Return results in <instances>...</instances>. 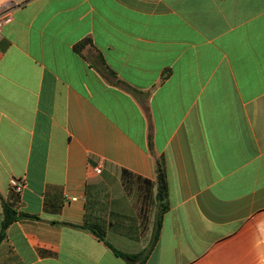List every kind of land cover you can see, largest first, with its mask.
Wrapping results in <instances>:
<instances>
[{
    "label": "crops",
    "instance_id": "0c3cea01",
    "mask_svg": "<svg viewBox=\"0 0 264 264\" xmlns=\"http://www.w3.org/2000/svg\"><path fill=\"white\" fill-rule=\"evenodd\" d=\"M3 9L0 264H264V0Z\"/></svg>",
    "mask_w": 264,
    "mask_h": 264
},
{
    "label": "trees",
    "instance_id": "16d2710c",
    "mask_svg": "<svg viewBox=\"0 0 264 264\" xmlns=\"http://www.w3.org/2000/svg\"><path fill=\"white\" fill-rule=\"evenodd\" d=\"M155 170H156V178H157V218H156V233H158V228L160 226L161 217L163 212H165L168 208L167 205V185H166V178H165V170H164V164L162 159L156 160L155 162ZM22 217H26L27 215H20ZM3 222H2V228L0 231V242L4 239L5 231L8 228L10 224H12L17 219L16 213L10 209L6 204H3ZM96 237L103 241L101 237ZM104 242V241H103ZM106 246H108L118 257L122 258L125 262L128 264H142V261H144V258L147 255V252L139 253L135 255H128V254H122L119 251L115 250L113 247H111L107 242H104Z\"/></svg>",
    "mask_w": 264,
    "mask_h": 264
},
{
    "label": "built area",
    "instance_id": "2783aa9c",
    "mask_svg": "<svg viewBox=\"0 0 264 264\" xmlns=\"http://www.w3.org/2000/svg\"><path fill=\"white\" fill-rule=\"evenodd\" d=\"M12 21V9H3L0 10V29L2 26L9 24ZM95 173L99 174L101 172L100 168H95L94 169ZM13 188L12 190L16 193L19 194L23 187H24V182L23 181H14L13 183Z\"/></svg>",
    "mask_w": 264,
    "mask_h": 264
}]
</instances>
